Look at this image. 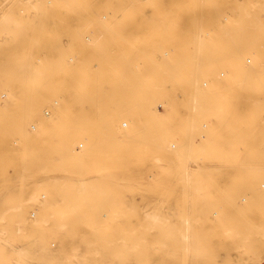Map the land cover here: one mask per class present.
<instances>
[{"label": "rangeland", "instance_id": "374dc122", "mask_svg": "<svg viewBox=\"0 0 264 264\" xmlns=\"http://www.w3.org/2000/svg\"><path fill=\"white\" fill-rule=\"evenodd\" d=\"M0 120V264H264V0H0Z\"/></svg>", "mask_w": 264, "mask_h": 264}, {"label": "bare ground", "instance_id": "6f19581e", "mask_svg": "<svg viewBox=\"0 0 264 264\" xmlns=\"http://www.w3.org/2000/svg\"><path fill=\"white\" fill-rule=\"evenodd\" d=\"M145 1H151V0H145ZM214 2V1H213ZM209 3H210V1H209ZM214 4V3H213ZM215 5V4H214ZM40 6H41V4H40ZM40 10V9H39ZM215 10V9H214ZM216 11V10H215ZM194 100V99H193ZM195 103V102H194ZM155 115H157L156 114V112H155ZM161 115H163L164 117H166V118H168V114H167V111L164 113V114H161ZM129 125H128V128H126L125 129V131H130L131 132V135H132V137H137L138 136V127H137V125H136V123L134 122V119L133 118H129ZM107 124V123H106ZM122 125H127V121L125 120L124 122H122L121 123ZM6 125V122L5 121H2V120H0V126H5ZM108 126H109V124H107ZM106 125V126H107ZM107 128V127H106ZM119 129H120V127H119ZM124 130V129H123ZM69 131V130H68ZM71 131V130H70ZM87 131V130H86ZM88 132V134H89V137H88V139L90 140V141H88V143H90V142H93V138L91 137L92 136V134L90 133V130H88L87 131ZM120 133H122V132H120ZM92 138V139H91ZM188 159V158H187ZM187 163V162H186ZM186 166V165H185ZM104 175V174H103ZM90 177H92V176H89V175H84V176H82L81 178H80V182H79V185L81 184V185H84L85 184V186H81L82 188L81 189H86V188H88L89 187V183L91 182V178ZM103 178V177H102ZM213 183V182H212ZM214 184V183H213ZM138 185V184H137ZM215 185V184H214ZM262 186L261 187H263V184H261ZM79 189H80V187H79ZM40 217H41V215H40ZM40 217H39V219H40ZM42 218V217H41ZM36 219H38V216L35 218V220ZM2 232V231H1ZM184 235V234H183ZM74 257H75V255H73ZM81 264V263H80Z\"/></svg>", "mask_w": 264, "mask_h": 264}, {"label": "built area", "instance_id": "2783aa9c", "mask_svg": "<svg viewBox=\"0 0 264 264\" xmlns=\"http://www.w3.org/2000/svg\"><path fill=\"white\" fill-rule=\"evenodd\" d=\"M1 97H4V94H1ZM30 129L34 130V124L33 123L30 124Z\"/></svg>", "mask_w": 264, "mask_h": 264}]
</instances>
